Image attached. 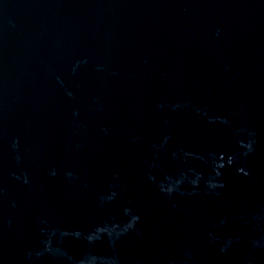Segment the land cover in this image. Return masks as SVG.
<instances>
[{
  "label": "water",
  "instance_id": "obj_1",
  "mask_svg": "<svg viewBox=\"0 0 264 264\" xmlns=\"http://www.w3.org/2000/svg\"><path fill=\"white\" fill-rule=\"evenodd\" d=\"M0 264H264V0H0Z\"/></svg>",
  "mask_w": 264,
  "mask_h": 264
}]
</instances>
